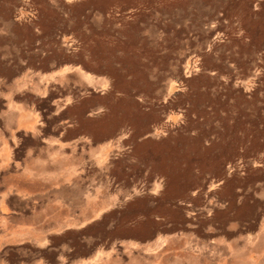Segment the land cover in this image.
<instances>
[{"label":"rangeland","instance_id":"rangeland-1","mask_svg":"<svg viewBox=\"0 0 264 264\" xmlns=\"http://www.w3.org/2000/svg\"><path fill=\"white\" fill-rule=\"evenodd\" d=\"M23 1L0 0V264H264V0ZM70 36L85 63L41 58Z\"/></svg>","mask_w":264,"mask_h":264},{"label":"crops","instance_id":"crops-1","mask_svg":"<svg viewBox=\"0 0 264 264\" xmlns=\"http://www.w3.org/2000/svg\"><path fill=\"white\" fill-rule=\"evenodd\" d=\"M6 1H9V0H6ZM29 1L30 0H24L23 1L24 6H22L21 9H25L28 12H30V10H33L31 7L26 6L28 5ZM56 1L59 2V5L60 4L62 5L63 3V7H66L65 9H67L68 11V12L64 11V14L71 16L72 6L83 5L85 7L88 0H56ZM34 12L35 14L39 13L38 10L37 11L34 10ZM29 15H32V18L28 21L27 20L21 21V24L33 25L32 22H35V19L33 18L32 13H30ZM34 17L38 19L37 16L34 15ZM34 25L38 27L37 23L36 24L34 23ZM61 39H62L61 43L60 42L55 43V47L58 48L60 54L55 55V53H53L50 49H43L41 58L43 60H47L50 63L52 62L56 63L57 61H61V60L70 61L71 63H73L71 69L77 68L79 67L80 64L85 63V59H86L85 57H87L88 54L86 53V50L84 47L78 45L80 41L77 38L71 37V36L69 37L68 40L63 39L62 37ZM61 70L60 68L56 69V71L53 72L54 74L51 76V78L54 79L55 81L54 83L55 85L52 87V89L57 92L56 103L53 101L55 100V98L51 97L50 95L49 97H47L48 98L47 100L50 101L55 106H57L58 111L56 112V114L60 118V121L66 122L64 124H61L59 127L61 128L60 132H63V130H65L67 127H71V115L66 114L67 112L65 111L66 109L71 108V100H70L71 83L69 82L66 83V82H62L59 80V78H61L60 76ZM43 99H46V95H43ZM95 110H96L95 106L90 105V112H95ZM165 118H162V119H165Z\"/></svg>","mask_w":264,"mask_h":264},{"label":"water","instance_id":"water-1","mask_svg":"<svg viewBox=\"0 0 264 264\" xmlns=\"http://www.w3.org/2000/svg\"><path fill=\"white\" fill-rule=\"evenodd\" d=\"M16 16L20 17L22 21L24 20H30L32 18V15H23V13L21 11H19ZM217 38V37H215ZM215 40V39H214ZM187 70L184 71V77H183V80L184 81H188L189 78L193 75H199V74H202L204 76H211L210 74V71H213L212 69L210 70H207L201 61H192L191 62V65L190 66H187ZM169 123V121H167Z\"/></svg>","mask_w":264,"mask_h":264}]
</instances>
